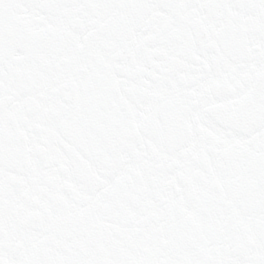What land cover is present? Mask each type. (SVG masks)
Masks as SVG:
<instances>
[{
    "label": "snow or ice",
    "instance_id": "obj_1",
    "mask_svg": "<svg viewBox=\"0 0 264 264\" xmlns=\"http://www.w3.org/2000/svg\"><path fill=\"white\" fill-rule=\"evenodd\" d=\"M0 264H264V0H0Z\"/></svg>",
    "mask_w": 264,
    "mask_h": 264
}]
</instances>
